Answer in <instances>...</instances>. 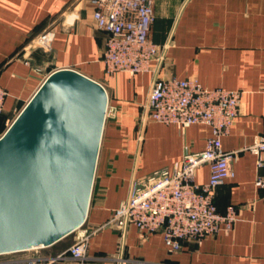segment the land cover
Instances as JSON below:
<instances>
[{
  "label": "crops",
  "instance_id": "0c3cea01",
  "mask_svg": "<svg viewBox=\"0 0 264 264\" xmlns=\"http://www.w3.org/2000/svg\"><path fill=\"white\" fill-rule=\"evenodd\" d=\"M150 36L160 52L150 70L108 76L101 52L107 33L92 19L90 0H0V86L7 96L0 125L19 113L54 70L70 68L98 82L113 112L104 118L91 194L83 225L102 226L91 235L83 264H264V190L255 185L254 155L244 149L264 135V0H152ZM51 29V49L31 48L33 37ZM27 61V62H26ZM196 77L203 87L242 91L239 114L221 139L240 150L233 177L215 189L220 213L236 209L230 231L220 230L181 250L166 248L160 231L141 236L134 225H105L134 180L172 170L186 150L204 148L210 127L185 128L144 118L143 105L155 77ZM207 164L195 179L206 182ZM105 225V226H104ZM73 233L51 244L54 256Z\"/></svg>",
  "mask_w": 264,
  "mask_h": 264
},
{
  "label": "built area",
  "instance_id": "2783aa9c",
  "mask_svg": "<svg viewBox=\"0 0 264 264\" xmlns=\"http://www.w3.org/2000/svg\"><path fill=\"white\" fill-rule=\"evenodd\" d=\"M90 2L93 22L107 33L101 52L107 75L123 71L132 76L149 71L151 61L160 54L150 36L153 1ZM53 36L51 29L44 30L31 39L25 52L36 47L49 51ZM6 96V90L0 86V120ZM241 96L242 91L237 89L203 87L196 77H155L143 105L144 118L181 128L202 123L210 127L211 133L202 150H186L172 170L160 168L141 183L134 180L128 197L113 210L105 225L116 226L123 232L131 224L141 236L160 231L172 253L181 250L185 241L199 242L220 230L230 231L236 209L230 205L220 213L214 194L218 185L234 175L232 162L240 150H224L221 139L239 114ZM111 112L113 108L106 105L105 115ZM244 149L255 157V185L264 190V135L256 136ZM204 163L209 176L206 182H199L195 172ZM83 222L70 232L74 234L73 242L63 252L54 256L8 257L0 259V264H83L91 235L102 227L88 228Z\"/></svg>",
  "mask_w": 264,
  "mask_h": 264
},
{
  "label": "water",
  "instance_id": "95a60500",
  "mask_svg": "<svg viewBox=\"0 0 264 264\" xmlns=\"http://www.w3.org/2000/svg\"><path fill=\"white\" fill-rule=\"evenodd\" d=\"M106 105L101 84L60 68L0 136V254L51 245L84 221Z\"/></svg>",
  "mask_w": 264,
  "mask_h": 264
},
{
  "label": "rangeland",
  "instance_id": "374dc122",
  "mask_svg": "<svg viewBox=\"0 0 264 264\" xmlns=\"http://www.w3.org/2000/svg\"><path fill=\"white\" fill-rule=\"evenodd\" d=\"M17 116V113L12 114L10 117H7L5 121L1 124L0 128V136L5 132V130L9 127L11 122L14 120V118ZM52 245L45 246L44 248L37 249V250H28V251H22V252H10V253H3L0 254V259H5L8 257H18V256H29V255H35V256H45L48 254L51 250Z\"/></svg>",
  "mask_w": 264,
  "mask_h": 264
},
{
  "label": "trees",
  "instance_id": "16d2710c",
  "mask_svg": "<svg viewBox=\"0 0 264 264\" xmlns=\"http://www.w3.org/2000/svg\"><path fill=\"white\" fill-rule=\"evenodd\" d=\"M1 126V125H0ZM1 128V127H0Z\"/></svg>",
  "mask_w": 264,
  "mask_h": 264
}]
</instances>
